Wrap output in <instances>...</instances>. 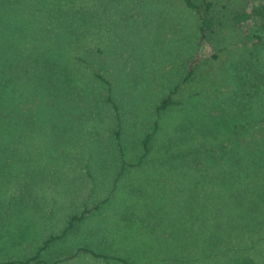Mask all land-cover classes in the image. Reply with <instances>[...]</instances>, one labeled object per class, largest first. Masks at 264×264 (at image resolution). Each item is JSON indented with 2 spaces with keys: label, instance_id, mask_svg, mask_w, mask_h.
Masks as SVG:
<instances>
[{
  "label": "rangeland",
  "instance_id": "1",
  "mask_svg": "<svg viewBox=\"0 0 264 264\" xmlns=\"http://www.w3.org/2000/svg\"><path fill=\"white\" fill-rule=\"evenodd\" d=\"M213 2L221 15L240 0ZM198 24L183 0H0V264L35 255L96 204L43 259L122 264L69 258L89 247L132 264H221L215 245L200 243L203 182L258 142L252 128L232 133L264 117V48L230 25L201 47ZM198 51L218 57L158 112ZM21 121L27 144L13 130Z\"/></svg>",
  "mask_w": 264,
  "mask_h": 264
},
{
  "label": "trees",
  "instance_id": "2",
  "mask_svg": "<svg viewBox=\"0 0 264 264\" xmlns=\"http://www.w3.org/2000/svg\"><path fill=\"white\" fill-rule=\"evenodd\" d=\"M183 2L199 17L198 30L201 47L210 44L214 35L226 25H230L238 29L243 36L255 37L257 42L254 43V47L262 46L264 48V0H240L234 7L227 8L225 6L228 11L221 15L215 12L213 0H183ZM201 52L198 51L195 57L188 62L186 74L169 96L162 99L157 107L158 112L165 111L168 107L177 104L173 98L174 95L183 85L192 81L197 71L196 68L207 60H215L218 57L217 53L210 56L208 52ZM256 58L258 61L261 60L259 54H256ZM98 77L108 83L102 76L98 75ZM259 87L258 84L253 83L254 91H257ZM51 102H53V97ZM107 102L112 105L116 117L119 118L118 106L115 101L108 96ZM53 106L54 104H49L45 108L53 109ZM257 118L259 116L255 113L252 118H245L244 121L247 123L235 124L232 133L236 139H240L239 133L248 128L253 129V139L256 138V133H260L254 147L244 150L237 146L235 152H229L224 156L218 167L217 163L213 165L206 181L203 182L202 203L204 202L203 206L207 211L202 220L205 221V225L202 229L199 227L202 230L201 238L203 239L200 243L214 244L215 257H219V260L216 261L221 264H264V117ZM13 126H15L13 130L17 131V134H23V141L27 144L23 121L15 123ZM116 135L120 139L119 131H116ZM152 135V133H147L142 139L146 152L149 150L148 145ZM229 147V145L224 147V153ZM23 150L17 153L20 155L18 158L26 161L29 159V152L27 150L23 152ZM10 153L17 155L14 152ZM99 208V204H96L93 207H86L80 213L73 214L63 231L48 237L35 255L27 259L11 260L4 264H50L42 258V254L58 242L78 233L81 225ZM193 246L195 249L198 248L196 245ZM195 249L193 251L196 252ZM79 253L89 254L97 259H116L122 264H132L126 258H116L96 252L89 247L78 248L69 258L76 257ZM226 258H230L231 262H226Z\"/></svg>",
  "mask_w": 264,
  "mask_h": 264
}]
</instances>
